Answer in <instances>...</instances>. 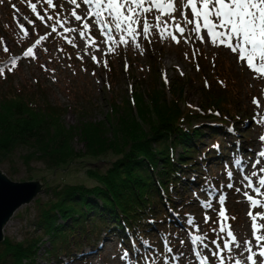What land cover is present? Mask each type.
<instances>
[{"label": "rangeland", "instance_id": "374dc122", "mask_svg": "<svg viewBox=\"0 0 264 264\" xmlns=\"http://www.w3.org/2000/svg\"><path fill=\"white\" fill-rule=\"evenodd\" d=\"M36 2L37 0H0V60L6 63L7 70L12 67V62L15 60L17 66L8 73L16 88L32 91L35 94L41 89L49 103L64 110L61 122L66 128L76 127L86 121L96 123L105 121L104 116L111 111L110 98L117 99L118 103L131 101L132 87L139 84L141 90L146 91L152 73L156 79L155 86L161 90L168 102L176 99L180 107L192 108L206 117H209L213 109L207 101V95L210 97L214 91L210 88L213 89L214 82L218 83L220 77H224L229 86L228 92L233 95L231 102L234 104V114L248 118L245 124L227 118V123L232 127L224 135L225 140L218 136L228 152L225 154L226 158L224 157L222 164L220 162L213 164L216 160L210 161L212 163L210 165L206 163L204 171L200 168L199 171L203 172L202 177H207L209 181L204 182L199 189L192 188V192L194 190L192 198L191 195L188 196L189 194L186 196L191 201L190 205L184 206L183 209L187 215L180 218L183 223L179 222V227L173 226L167 229V237L163 236L166 241V249L163 252L161 251L164 248L163 244L157 245L155 242L157 246L152 252H144L147 254L144 255L143 251H140L139 256L135 257L129 252L128 246L118 243L119 235H101V241L91 248L86 243L80 242L85 249L78 257L73 256L72 251L70 257L62 255L60 258L62 264H200L204 257L208 258V264H221V260L223 264H236L241 249L233 247L231 252L223 249L225 242L231 243L226 235L228 227L230 226L234 231L237 241L248 240L250 235L253 236L252 221L248 212L252 211L253 215L263 212L260 207L251 208L246 204L248 201L243 193L247 191L253 197L255 193L246 187L247 182L243 177L251 176L253 171L258 172L261 166L264 167V158H258L257 155L264 150V143L260 141V137L264 135V123L258 122L264 120V117L257 116L259 111L262 112L264 109V77L250 70L246 62L240 61L239 53H232L231 49L223 45H214L206 31L202 30L197 35L192 30V25L190 28L186 27L187 24L181 13L185 12L189 17L192 14L190 8H188L190 13L182 8L183 0H176L177 11L173 14L174 23L172 16L155 13L154 9L151 12L153 16L156 14L168 24L165 33L176 35L179 43L174 42L167 34H164L163 39L161 38L160 32L165 25L160 29H153L152 33L144 38L141 23L135 42L126 37L130 41L127 44L120 43L121 33L116 32L114 26L111 33L113 39L109 40L100 30L99 25L97 26L96 19H89V11L85 12V7L89 6V9L91 6L85 5L82 0H76V4H81L79 7L71 3V0H53L54 9L49 8L48 4L41 0V3L37 4V10L43 15V10L47 9L49 15L54 17L53 21H48L46 17L43 21L37 18L30 6ZM73 10L79 12L77 15L82 17L79 23L71 15ZM57 15L62 22L68 21L65 24L67 29H75V31H65V27L56 24ZM85 21L89 24V29L82 27ZM176 23L186 29L184 37L174 31ZM53 26L56 27L55 32H52ZM81 31L85 33L82 38L79 35ZM30 47L36 54L35 59L24 55ZM4 48L8 51L5 52ZM93 57L96 60H93ZM110 68L114 69L113 74ZM165 75L167 83H165ZM109 79L113 82L110 85H108ZM110 86L112 90L109 89ZM0 88H4L1 83ZM254 98L259 100L261 107L257 108L253 104ZM219 112L223 119H226L225 111ZM213 120L200 118L192 124H197L204 130ZM242 136H246L247 139L243 141ZM207 142L208 140L205 139L200 148H206ZM238 143H242L244 147L238 146ZM71 144L75 153L78 151L82 153L84 145L78 138H75ZM238 147L242 148L236 154ZM29 151V148L22 146L1 155L2 174L6 178H12L14 183L38 182L43 187L55 189L64 184L84 185L90 188L93 183L84 174L85 170L97 167L103 171L114 161L110 156L93 161L82 158L52 171L35 160L25 165V162L31 159ZM257 159H262V164L253 168L251 165ZM243 163L248 169L241 172L238 166ZM228 172L232 173L231 179L228 178ZM252 179L256 180V177ZM228 184H232L233 187H227ZM237 188L241 191L237 192ZM209 193L212 195L206 196ZM49 195V191L45 189L39 192L31 203L18 208L2 229L3 240L20 242L24 236L30 234L32 224L36 222L37 202L40 204L46 202ZM221 196L226 198L223 206L219 202ZM201 202L211 203L212 209H204ZM240 203H243V207ZM221 207L226 209L227 220L219 216ZM206 217L210 218L207 222H205ZM192 220L195 223H191ZM220 226L227 229L225 233L219 231ZM259 232L264 233V228L259 229ZM205 233L206 238L202 242H193L195 237ZM217 245L220 246V250L218 255L213 256L212 253L218 251ZM253 245L255 250V244ZM246 256L247 253L241 254L239 261L246 262ZM36 261V264H59L56 260L48 258L43 251L37 256Z\"/></svg>", "mask_w": 264, "mask_h": 264}, {"label": "trees", "instance_id": "16d2710c", "mask_svg": "<svg viewBox=\"0 0 264 264\" xmlns=\"http://www.w3.org/2000/svg\"><path fill=\"white\" fill-rule=\"evenodd\" d=\"M0 68L5 69V78H0L4 85L0 88V156L23 146L30 149L31 158L25 165L35 160L52 171L82 158L114 159L103 171L97 167L85 170L93 183L90 188L45 187L49 199L37 202L32 232L20 242L2 240L0 264H36L41 251L62 264V255L70 257L72 251L78 257L85 249L82 244L91 248L101 241V235H119L118 243L129 249L161 245L159 239L167 229L178 226L187 215L183 209L191 203L192 188L199 189L207 179L200 168L204 171L206 163L221 161L224 143L218 136L225 140L226 126H231L227 118L240 124L248 121L234 114L233 95L224 77L210 88L214 91L207 101L213 109L206 117L180 107L176 99L168 102L155 86L152 73L146 91L139 84L132 87L131 101L118 103L110 98L111 111L105 121L66 128L61 122L64 110L49 103L41 89L35 94L16 88L1 60ZM110 70L113 74L114 69ZM200 118L214 120L203 130L192 124ZM75 138L84 145L82 153L72 150ZM205 139L208 144L202 149Z\"/></svg>", "mask_w": 264, "mask_h": 264}, {"label": "snow or ice", "instance_id": "6c2138e0", "mask_svg": "<svg viewBox=\"0 0 264 264\" xmlns=\"http://www.w3.org/2000/svg\"><path fill=\"white\" fill-rule=\"evenodd\" d=\"M41 3V0H37L36 3L31 4L32 12L38 19L43 21L45 17L48 21H53L54 17L49 15L48 10H43V15L37 10V4ZM43 3H47L49 8L54 9L55 5L53 0H43ZM71 3L76 4V0H71ZM85 5H90L89 19L96 18V21L100 27V30L112 40L111 33L113 32V26L116 32L121 33L119 41L122 44L129 43V37L131 40H135L138 35V27L142 23V35L147 38L152 29V25L149 24L146 14H150L153 9L161 13V15H168L173 17V23L175 22V16L173 15L177 11L176 0H83ZM147 5V6H146ZM76 4V7H79ZM183 9H191V18L187 16L185 12H182L184 22L188 25H192V30L199 35L201 31H206L207 36L211 39L214 45H223L226 48L231 49L232 53H239L240 61H244L247 67L260 76L264 77V0H183ZM71 15L77 22L82 20L80 15H77L73 10ZM156 27L159 28L161 21L160 17H156ZM55 23L60 27H65L68 21H61L59 15L55 17ZM84 29H89V24L85 21L82 25ZM176 31L179 32L181 37H184L185 28L180 24H175ZM106 30V31H105ZM56 31V27H52V32ZM65 31H75V29H67ZM167 32V26L165 23L164 30L161 32V38H164V34ZM27 35V31H25ZM81 37H84V31L79 33ZM169 37L176 43H179V39L176 35L168 33ZM7 52L8 49L4 48ZM111 51V49L109 50ZM26 57L36 58V54L33 49L28 48L24 53ZM93 60H96L93 57ZM16 62L13 60L12 67L8 68V71H12L15 68ZM105 66H107L105 62ZM0 78H5V69L0 68ZM165 83H167V77L165 75ZM222 83V82H221ZM253 104L257 108L261 107V104L257 98L253 99ZM219 115V113H216ZM260 114L258 113L257 116ZM259 123H264V120H259ZM260 141L264 143V135L260 137ZM258 157L264 158V150L258 153ZM239 163V162H238ZM261 164V159H257L252 165L256 168ZM228 178H232V173H227ZM252 177H256L254 181ZM243 179L247 182L246 187L251 189L255 193L256 198L250 195L248 192H244L246 200L250 203L251 208H264V202L261 198H264V167H261L258 172L253 171L251 176H244ZM227 187L232 188V184H228ZM237 192L241 189L237 188ZM226 198L221 196L219 198L220 204L223 206ZM201 206L204 209H212V204L208 202H201ZM219 216L224 220H227L226 209L221 207L219 210ZM248 216L252 221V235L255 241L254 245L251 240H245L243 245L237 242V238L230 226L226 231L224 226H220L219 231L225 233L230 239L231 243L225 242L223 249L232 251L233 247L241 248V253H247L246 264H264V233L259 232V229L264 228V225H259L257 220H264V212H259L253 215L252 211L248 212ZM210 219L205 218V222ZM234 219V217H232ZM195 223L194 220L190 221ZM206 238V233L194 238L193 242L203 241ZM213 243H216L213 241ZM204 247H208L204 245ZM217 252H213L212 255H218L220 246L217 245ZM200 264H208V258L201 259ZM223 264V260H221ZM236 264H243L241 261H236Z\"/></svg>", "mask_w": 264, "mask_h": 264}, {"label": "water", "instance_id": "95a60500", "mask_svg": "<svg viewBox=\"0 0 264 264\" xmlns=\"http://www.w3.org/2000/svg\"><path fill=\"white\" fill-rule=\"evenodd\" d=\"M38 182H12L0 170V243H2L3 227L13 214L23 205L31 203L39 192L45 190Z\"/></svg>", "mask_w": 264, "mask_h": 264}, {"label": "bare ground", "instance_id": "6f19581e", "mask_svg": "<svg viewBox=\"0 0 264 264\" xmlns=\"http://www.w3.org/2000/svg\"><path fill=\"white\" fill-rule=\"evenodd\" d=\"M66 1H67V0H66ZM82 1H83V0H82ZM66 3H67V2H66ZM81 3H82V2H81ZM63 5H64V4H63ZM80 5H81V4H80ZM60 6H61V5H60ZM65 6H66V5H65ZM146 6H147V5H146ZM61 7H62V6H61ZM84 7H85V6H84ZM88 7H89V6H88ZM88 7H85V10H86V11L84 10L85 12L88 11ZM69 8H70V7H69ZM60 9H61V8H60ZM64 9H65V8H64ZM78 9H79V8H78ZM154 10H155V9H154ZM68 11H69V10H68ZM84 11H83V13H84ZM185 11L188 12V13H190V12H189V9H185ZM156 12H158V11L155 10V13H156ZM65 13H66V12H65ZM77 13H79V12H77ZM87 15H88V14H87ZM87 15H86V16H87ZM187 16L189 17V15H187ZM156 17H157L156 14H155L154 16L152 15V13H150L149 16H148V14H146V18L148 19L149 24L152 25V29H151L150 33H152L153 29L157 28V27H156V24H157ZM190 17H191V16H190ZM190 17H189V18H190ZM84 18H85V17H84ZM93 18L96 19L95 17H92V19H93ZM74 19H75V18H74ZM65 20H66V19H65ZM90 20H91V19H90ZM160 21H161L160 27L157 28V29H160L161 27H163V25H165V23H164L161 19H160ZM94 22H95V21H94ZM96 22H97V21H96ZM78 23H79V22H78ZM66 24H67V23H66ZM176 24H177V23H176ZM166 25L168 26V24H166ZM65 26H66V25H65ZM78 26H79V25H78ZM78 26H77V27H78ZM97 26H98V24H97ZM169 27H170V26H169ZM186 27L190 28L191 25H188V24H187ZM65 28H66V27H65ZM70 28H71V27H70ZM173 29H174V31H176L175 25H174V28H173ZM23 30H25V28H24ZM163 30H164V29H163ZM169 30H170V29H169ZM25 31H26V30H25ZM185 31H186V29H185ZM158 32H159V31H158ZM170 32H171V31H170ZM160 33H161V32H160ZM168 33H169V32H168ZM165 34H167V33H165ZM167 35H168V34H167ZM81 38H82V37H81ZM191 40H192V39H191ZM134 42H135V41H134ZM207 43H208V42H207ZM208 44H209V43H208ZM53 59H55V58H53ZM53 61H54V60H53ZM257 110L259 111V109H257ZM256 113H257V112H256ZM259 113H260V117H264V109L262 110V112H261V110H260ZM261 114H262V116H261ZM258 118H259V117H258ZM243 150H244V149H243ZM256 153H257V152H256ZM257 155H258V154H257ZM257 155H256V156H257ZM258 158H259V157H258ZM261 160H262V159H261ZM263 161H264V160H263ZM261 164H262V163H261ZM263 164H264V163H263ZM251 166H252V165H251ZM242 167H243L242 172H243V171H246V169H248L247 166H245V167L242 166ZM261 167H262V166H261ZM236 169H237V168H236ZM237 170H238V169H237ZM257 170H258V169H257ZM248 172H249V171H248ZM246 174H247V173H246ZM238 175H239V174H238ZM250 175H251V174H250ZM240 176H241V175H240ZM254 181H255V180H254ZM230 190H231V189H230ZM246 192H247V191H246ZM243 195H244V194H243ZM242 197H243V196H242ZM244 197H245V196H244ZM254 198H256V195H254ZM230 199H231V198H230ZM261 199H262V202H264V198H261ZM242 200H243V199H242ZM236 201H237V200H236ZM233 203H234V202H233ZM246 204L250 205L249 202H247ZM240 206L243 207V203H242V204L240 203ZM247 208H248V207H247ZM256 208L258 209V207H256ZM244 209H245V208H244ZM262 209H263V212H264V208H262ZM247 210H248V209H247ZM251 210H252V209H251ZM260 211H261V210H260ZM258 220H259V219H258ZM258 220H257V221H258ZM260 221H262V222H260ZM260 221H259V223H264V220H260ZM230 223H231V222H230ZM257 223H258V222H257ZM259 223H258V224H259ZM259 225H261V224H259ZM263 225H264V224H263ZM237 226H238V225H237ZM244 226H245V225H244ZM245 227H246V226H245ZM248 227H249V226H248ZM242 228H243V227H242ZM225 229H226V228H225ZM226 230H227V229H226ZM236 230H237V229H236ZM233 232H234V231H233ZM241 232H242V231H241ZM262 232H263V231H262ZM248 234H249V233H248ZM250 234H251V233H250ZM236 235H237V234H236ZM238 235H239V234H238ZM236 237H237V236H236ZM245 237H246V236H245ZM247 237H248V236H247ZM240 238H241V235H240ZM251 239H252V240H251ZM241 240H242V241H241ZM241 240H238V241H239V243H240L241 245H243V242H244L245 240H243V239H241ZM248 240H251V241L253 242V244H255V241L253 240V236L250 235V238L248 237ZM238 241H237V242H238ZM236 248H237V247H236ZM238 249H241V248H238ZM234 251H235V250H234ZM238 251H239V250H238ZM224 252H225V251H224ZM235 254L237 255L238 253H235ZM241 254H242V253H241ZM241 254H240V255H241ZM240 255H239V256H240ZM233 256H234V255H233ZM239 256H237L238 258L236 257L238 260L240 259ZM138 258H139V257H138ZM228 258H229V257H228ZM241 258H242V257H241ZM245 258H246V257H245ZM237 259H236V261H238ZM229 261H230V260H229ZM231 261H232V260H231ZM241 262H243V264H246V262H244V261H241Z\"/></svg>", "mask_w": 264, "mask_h": 264}]
</instances>
